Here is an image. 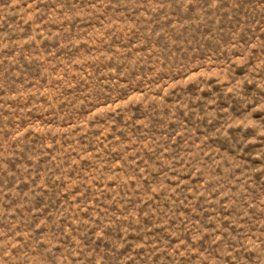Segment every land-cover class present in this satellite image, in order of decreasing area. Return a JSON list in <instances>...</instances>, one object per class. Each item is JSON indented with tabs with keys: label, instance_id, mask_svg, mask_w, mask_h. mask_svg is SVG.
<instances>
[{
	"label": "rangeland",
	"instance_id": "rangeland-1",
	"mask_svg": "<svg viewBox=\"0 0 264 264\" xmlns=\"http://www.w3.org/2000/svg\"><path fill=\"white\" fill-rule=\"evenodd\" d=\"M0 264H264V0H0Z\"/></svg>",
	"mask_w": 264,
	"mask_h": 264
}]
</instances>
